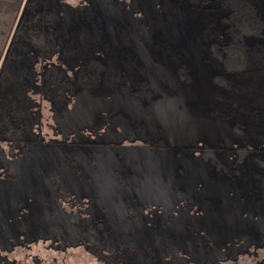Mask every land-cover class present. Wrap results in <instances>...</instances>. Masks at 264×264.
Returning <instances> with one entry per match:
<instances>
[{"label":"flooded vegetation","instance_id":"obj_1","mask_svg":"<svg viewBox=\"0 0 264 264\" xmlns=\"http://www.w3.org/2000/svg\"><path fill=\"white\" fill-rule=\"evenodd\" d=\"M32 1L26 2V14ZM67 1L73 10L89 2ZM102 1L96 26L79 29L81 19L70 18L58 0H45L60 10L58 16L52 15L57 9L41 11L46 13L12 41L0 65V182L23 148L39 146L87 156L99 148L150 150L168 155V162L185 156L204 166L238 169L248 182H261L264 170L254 173L251 163L264 168V0ZM110 10L119 26L118 46L101 26L113 16ZM136 33L139 39L145 35L143 48L129 43ZM43 39L49 43L46 51L40 50ZM145 51L151 63L134 55ZM184 192H164L161 205L147 210L155 222L161 218L167 227L181 229V222L190 223L198 212L195 205L207 208L197 197H215L198 188ZM55 194L57 205L33 208L23 205L18 191L0 190V264H125L123 245L108 253L106 243L93 240L83 223L98 207L89 198L58 191L56 199ZM4 200L10 204L2 206ZM166 203L172 208L165 210ZM49 211L78 219L79 231L72 229L76 223L61 231L49 222L27 221L35 218L33 212ZM244 226L258 228L250 219ZM197 257L198 264H219L210 254ZM257 264H264V254Z\"/></svg>","mask_w":264,"mask_h":264},{"label":"trees","instance_id":"obj_2","mask_svg":"<svg viewBox=\"0 0 264 264\" xmlns=\"http://www.w3.org/2000/svg\"><path fill=\"white\" fill-rule=\"evenodd\" d=\"M58 1L59 8L70 12V18L81 19V22L77 25L79 29L89 24L96 26V9L98 7L102 8L105 5V2L102 0H89L82 8H75V10H73L72 6L68 4L69 1ZM140 1L149 2L151 0ZM26 2L27 0H0V65L4 62L8 50L12 45V41L20 34V30H23L24 27H30V23L34 21V18L46 13H41V11H55L57 9V12L52 13L54 17H57L58 13H60V10L51 2L49 3L50 5H45V0H33L32 6L22 20ZM40 2H44V5H41ZM86 6H89L91 10L86 9ZM38 8L42 10H38ZM149 9L150 7L146 6V10ZM87 13L90 15H87ZM109 14L113 16L109 17L107 15V19H103L101 26L104 27L106 31L104 34L110 39H115L114 42L116 46H118L119 26L114 17L115 12L110 10ZM73 23L75 24L74 21ZM138 34L139 33L132 34L129 43L132 47L140 46L143 48L147 42L144 40L145 35H142L143 39H139ZM68 38H70V36L65 34L64 44L69 41ZM158 44L164 50L168 46L163 39L158 40ZM54 46H56V44H54ZM48 48L49 43L47 40H41L40 50L46 51ZM134 55L143 57V61L149 63L152 61L151 54L148 51L135 53ZM69 150L70 149L56 148L53 146L23 148L21 155L8 165L10 166L8 171L10 172L13 169L16 170V165L22 162L20 160H25L23 158L29 159L30 156L32 158L36 154L40 158H42L43 155L44 159L52 162L55 167H59V165L56 166V163L60 162V159L57 158H67L68 156L66 153L68 154V152H70ZM100 150L102 149L99 148L96 151L90 150L89 152H91V156L93 157L95 154H98ZM135 150L153 153V151L150 150ZM70 153L87 157L86 154L77 152ZM161 154L166 155L164 153ZM165 158V162L170 160L168 155H166ZM171 158L172 161H170V164L173 163L174 166L178 167L174 170L177 178L175 181L171 179L168 180V182L171 184L183 185L184 191H194L196 188L201 189V191L203 190V192L206 191V193L211 191L210 193L215 197L196 198L197 200L205 201L207 208L203 209L200 205H195L199 210L191 215L192 220L186 228H176L175 225L169 228L161 218L158 222H155L151 212L147 211L152 207L160 206L163 201L162 197H159L157 202L152 205H150V203L153 195L148 193L138 197L137 200L136 198L132 199L126 197L125 206H131L132 202L138 207L136 211L142 209V212H135L130 217V219L139 221V223L134 226L136 231L128 229L121 234V237L124 236L126 241L125 244L112 243L116 240L115 236L110 232L105 233V229L103 228L104 225L101 224L97 230L99 232L104 230L100 234L96 231H92L93 240L105 242L108 253L116 252L117 248L123 245L124 255L126 256L125 264H198L201 261V259L197 257L198 254L213 255L211 260L219 264H237L239 261L253 256L251 263L253 264L254 262L257 264V258L261 254H264V244H262L264 242V230H262L264 221H261V219H264V176L263 180L259 183L255 181L248 182L244 174L238 169L234 171L233 168H228L227 166H224V169H220L219 166L213 163L205 164L204 166L189 160H183L182 158H185V156L177 158L178 163L173 162L174 156H171ZM27 164L28 163L24 164L26 168H28L26 166ZM24 165L19 167L21 172H23ZM251 165L254 173H256L259 168L264 170L258 163L252 162ZM192 168H195V170H192ZM232 173L235 175L234 178L229 176V174ZM189 183L194 184V187L189 186ZM183 190L179 191L184 192ZM238 191L241 192L237 194L241 195V204H238L237 197L234 195ZM144 208H146V210H144ZM100 213L103 212L101 211ZM166 214L161 215L165 216ZM249 219L254 224H257L259 229L245 227V222ZM110 229L116 230L117 228ZM127 236H131V240L126 239ZM248 238L256 239L257 242L260 243V246H257V242L251 244L248 242H241V239ZM250 246L251 250H249V252L246 251L245 248H249ZM237 248H241L244 251L242 253H237ZM130 253L132 256L128 258ZM187 255H189L188 258H186ZM254 256L256 258H254ZM206 260L209 261L207 258Z\"/></svg>","mask_w":264,"mask_h":264},{"label":"water","instance_id":"obj_3","mask_svg":"<svg viewBox=\"0 0 264 264\" xmlns=\"http://www.w3.org/2000/svg\"><path fill=\"white\" fill-rule=\"evenodd\" d=\"M27 12V7L24 14ZM67 158L60 159L55 167L52 162L40 158L37 154L29 159L20 160L16 165V170L7 172V179L0 182V190L4 191H18L22 195V200L37 197L36 203L39 200L45 204L46 199L50 194L54 193L55 198L58 199V191L61 196L73 195L80 199H88L92 205L98 208L102 206H110L105 212H89V217L83 219L84 225H88L89 229L102 233H112L116 240L112 243H126L124 236L121 234L128 229L136 231L134 227L138 220H130V217L135 212H142V209L137 210V205L131 202V206H125V198H132L136 200L138 197L146 195L147 193L153 195L150 205L155 204L159 197L165 196L164 192L167 190H183L184 186L180 184H171L168 180L177 178L174 170L178 167L170 162H165L166 155L160 153H148L145 151H138L135 149H102L93 157L91 153L86 156H79L74 153H66ZM68 159V160H66ZM87 159V162L83 161ZM93 159V160H88ZM28 163L25 167L24 164ZM23 167V172L19 167ZM192 186V184H188ZM194 187V184H193ZM155 189V192L152 191ZM118 192L120 194H118ZM53 194V195H54ZM15 194H12V197ZM52 195V196H53ZM18 198L20 196L15 195ZM2 206L10 204L8 200L1 201ZM43 207V206H36ZM118 208V209H116ZM147 208V207H146ZM144 208V210H146ZM53 212H33L35 218L28 219L36 223L48 222L45 217H50ZM141 215V214H139ZM58 222L54 225V221L50 220L51 227H59L61 231L68 228L70 223H76L72 229L79 231L80 222L78 219H73L63 211H60ZM120 223V226L117 225ZM104 225L102 231L97 228ZM54 225V226H53ZM111 225V226H109ZM110 228H117L111 230ZM77 235V234H76ZM78 236V235H77ZM126 239L131 240V236ZM131 253L128 258H131ZM134 257V256H133Z\"/></svg>","mask_w":264,"mask_h":264},{"label":"rangeland","instance_id":"obj_4","mask_svg":"<svg viewBox=\"0 0 264 264\" xmlns=\"http://www.w3.org/2000/svg\"><path fill=\"white\" fill-rule=\"evenodd\" d=\"M135 146H138V145H136L135 144ZM140 150V149H139ZM191 187H193V184H192V186ZM152 191L153 192H155V189H152ZM184 191V190H183ZM204 192H206V191H204ZM55 193V192H54ZM54 193H52V194H50L49 195V197L46 199V201H45V204H42V202L39 200V203H36V200H37V197L36 196H34V198H28V199H26L25 200V203H23V205L24 206H26L27 205V207L28 206H33V208H35L36 206H43V207H50V206H53V205H57L58 203H56L55 201H53V197H52V195L54 194ZM165 194V193H164ZM166 195V194H165ZM184 197H189L190 196V192H187V193H185L184 192V195H183ZM240 196L241 195H237V202H238V204H241L242 203V201L240 200ZM196 198V197H195ZM163 208L165 209V210H168V209H171L172 207L168 204V203H166L165 205H163ZM33 210H36V209H33ZM45 211H48L47 209H45ZM59 216V214H52L50 217H45V220L46 221H50V220H53L54 222L57 220V217ZM54 217V218H53ZM130 220H134V219H130ZM193 221H195V220H193ZM189 222H187V221H182L181 222V225H182V228L183 227H185V225L186 224H188ZM109 226H111V225H109ZM118 227L120 226V223L117 225ZM243 264H245V263H243ZM246 264H251V260H247V263Z\"/></svg>","mask_w":264,"mask_h":264}]
</instances>
